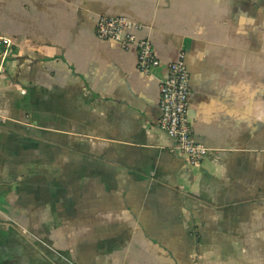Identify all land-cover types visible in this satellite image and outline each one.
<instances>
[{
    "label": "crops",
    "instance_id": "crops-1",
    "mask_svg": "<svg viewBox=\"0 0 264 264\" xmlns=\"http://www.w3.org/2000/svg\"><path fill=\"white\" fill-rule=\"evenodd\" d=\"M0 33V264H264V0H0ZM182 54L198 166L159 127Z\"/></svg>",
    "mask_w": 264,
    "mask_h": 264
},
{
    "label": "built area",
    "instance_id": "built-area-1",
    "mask_svg": "<svg viewBox=\"0 0 264 264\" xmlns=\"http://www.w3.org/2000/svg\"><path fill=\"white\" fill-rule=\"evenodd\" d=\"M141 29L140 24L125 17L102 16L96 26V36L100 40L115 41L123 46L134 45L138 54V69L150 73L160 62L151 40L136 35ZM0 45L6 49L5 56H9L13 43L1 33ZM2 75L3 69H0V78ZM190 91V75L182 54L178 61L168 66V74L161 80L159 127L174 141V153L185 158L189 165L198 166L207 156L208 149L193 137L189 120Z\"/></svg>",
    "mask_w": 264,
    "mask_h": 264
}]
</instances>
